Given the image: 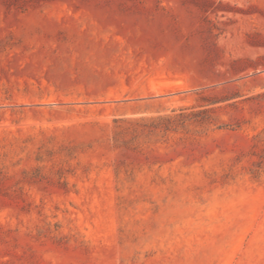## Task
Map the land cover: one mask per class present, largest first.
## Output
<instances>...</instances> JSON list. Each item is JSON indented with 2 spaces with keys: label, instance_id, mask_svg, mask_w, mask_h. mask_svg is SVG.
<instances>
[{
  "label": "rangeland",
  "instance_id": "1",
  "mask_svg": "<svg viewBox=\"0 0 264 264\" xmlns=\"http://www.w3.org/2000/svg\"><path fill=\"white\" fill-rule=\"evenodd\" d=\"M0 264H264V0H0Z\"/></svg>",
  "mask_w": 264,
  "mask_h": 264
}]
</instances>
